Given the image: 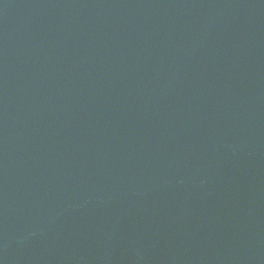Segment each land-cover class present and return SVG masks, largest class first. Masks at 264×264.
I'll list each match as a JSON object with an SVG mask.
<instances>
[{"label":"water","instance_id":"1","mask_svg":"<svg viewBox=\"0 0 264 264\" xmlns=\"http://www.w3.org/2000/svg\"><path fill=\"white\" fill-rule=\"evenodd\" d=\"M0 264H264V0H0Z\"/></svg>","mask_w":264,"mask_h":264}]
</instances>
